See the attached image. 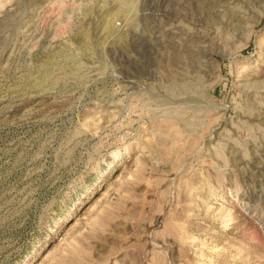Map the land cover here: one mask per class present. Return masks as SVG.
Returning <instances> with one entry per match:
<instances>
[{"label": "rangeland", "instance_id": "374dc122", "mask_svg": "<svg viewBox=\"0 0 264 264\" xmlns=\"http://www.w3.org/2000/svg\"><path fill=\"white\" fill-rule=\"evenodd\" d=\"M0 264H264V0H0Z\"/></svg>", "mask_w": 264, "mask_h": 264}, {"label": "bare ground", "instance_id": "6f19581e", "mask_svg": "<svg viewBox=\"0 0 264 264\" xmlns=\"http://www.w3.org/2000/svg\"><path fill=\"white\" fill-rule=\"evenodd\" d=\"M152 2V1H151ZM150 2V3H151ZM153 3V2H152ZM157 4V3H156ZM150 5V4H149ZM161 5V4H160ZM166 16L170 19L171 17L173 18L174 17V15L173 14H171V12H168V14L166 13ZM159 31V30H158ZM138 39H136V38H132L133 40V44H134V46H135V43H137L136 45H138L137 47H139L140 49L139 50H141V51H144L145 52V50L146 49H150L151 48V46L152 45H150V46H148V45H145L146 44V40H144V37H143V35H140V36H138L137 37ZM148 41V40H147ZM149 43V42H148ZM156 43V42H155ZM153 47V46H152ZM155 47V46H154ZM135 49V48H134ZM140 54V53H139Z\"/></svg>", "mask_w": 264, "mask_h": 264}]
</instances>
